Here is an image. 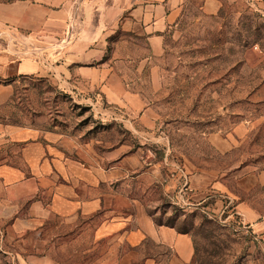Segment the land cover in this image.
I'll list each match as a JSON object with an SVG mask.
<instances>
[{
    "label": "rangeland",
    "instance_id": "1",
    "mask_svg": "<svg viewBox=\"0 0 264 264\" xmlns=\"http://www.w3.org/2000/svg\"><path fill=\"white\" fill-rule=\"evenodd\" d=\"M8 1L16 19L41 21L33 0ZM10 32L0 45L27 36ZM106 54L113 72L84 60L90 72L68 83L52 69L0 76V123L66 138L96 169L103 204L185 230L192 258L180 263L151 239L75 236L54 217L40 234L0 218V264H264V0L227 1L215 13L189 3L159 54L121 29Z\"/></svg>",
    "mask_w": 264,
    "mask_h": 264
},
{
    "label": "crops",
    "instance_id": "2",
    "mask_svg": "<svg viewBox=\"0 0 264 264\" xmlns=\"http://www.w3.org/2000/svg\"><path fill=\"white\" fill-rule=\"evenodd\" d=\"M33 1L32 7L43 12L40 22L16 19L9 13L15 2L0 0V35L13 33L10 29L27 32L24 40L10 37L4 44L1 41L0 76L52 69L68 83L72 72H90L79 65L84 60H100L95 72H113L107 54L104 58L103 54L116 29L143 39L155 55L162 50L165 31L187 4L195 3L204 12L215 13L225 2L236 0ZM73 151L66 138L57 133L0 123V218L40 234L43 222L54 217L75 236L87 234L93 240L107 238L131 246L151 239L170 248L180 263L192 258L194 245L188 232L158 223L151 216L120 215L103 204L96 169L81 163ZM16 152L21 162L12 160ZM66 234L68 230L56 235ZM149 261L155 262V258ZM47 263L59 261L51 257Z\"/></svg>",
    "mask_w": 264,
    "mask_h": 264
},
{
    "label": "trees",
    "instance_id": "3",
    "mask_svg": "<svg viewBox=\"0 0 264 264\" xmlns=\"http://www.w3.org/2000/svg\"><path fill=\"white\" fill-rule=\"evenodd\" d=\"M158 223H160V222H158ZM170 225V224H169ZM172 226V225H171ZM179 231H184V232H186L185 230H179Z\"/></svg>",
    "mask_w": 264,
    "mask_h": 264
}]
</instances>
